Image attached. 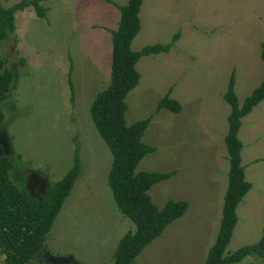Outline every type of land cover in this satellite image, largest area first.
Masks as SVG:
<instances>
[{
    "label": "rangeland",
    "instance_id": "374dc122",
    "mask_svg": "<svg viewBox=\"0 0 264 264\" xmlns=\"http://www.w3.org/2000/svg\"><path fill=\"white\" fill-rule=\"evenodd\" d=\"M102 1L39 0L45 16H37L32 5L15 10L13 29L0 40V58L12 74L0 101V154L11 159L9 178L24 191L44 193L71 164L78 144L79 172L45 246L28 264H112L119 236L133 229L106 181L111 154L88 110L94 93L108 81L106 27L115 28L119 17L115 5L106 15ZM138 17L131 49L178 35L168 50L138 57L137 83L124 97L126 123L151 114L141 139L155 148L136 169L174 168L148 193L159 207L168 198L185 199L187 206L142 247L133 264H202L218 228L227 180L229 106L222 92L232 70L238 101L263 76L264 0H142ZM168 88L180 109L154 110ZM240 119V157L250 187L236 204L224 253L257 240L264 227V97ZM0 264H5L1 254ZM228 264H264V259L245 255Z\"/></svg>",
    "mask_w": 264,
    "mask_h": 264
},
{
    "label": "trees",
    "instance_id": "16d2710c",
    "mask_svg": "<svg viewBox=\"0 0 264 264\" xmlns=\"http://www.w3.org/2000/svg\"><path fill=\"white\" fill-rule=\"evenodd\" d=\"M107 1L113 3L119 11L116 27L107 29L111 38L108 81L94 93L88 110L95 129L111 154L106 181L116 207L133 223V229H127L119 236L111 254L112 264H133L142 247L158 236L171 220L180 216L187 206V201L182 198H168L160 207L151 199L148 188L171 176L175 169H136L139 159L155 148L141 139L151 114L130 123H126L124 119L127 107L124 97L139 77L135 67L136 60L141 55L168 50L178 33L175 31L168 41L146 43L138 49H131L130 41L139 28L138 11L142 0H126L124 3ZM38 2L39 0H17L8 5L0 3V40L6 32L13 29L15 10L32 5L37 16H45L46 7ZM260 56L264 60V46ZM232 71L222 92V97L229 106L224 134L228 161L227 180L222 194L218 228L206 249L202 264H228L245 255L264 259V227L257 240L224 253L237 219L236 204L250 187V182L244 177V165L240 157L242 144L237 135L240 118L264 97L263 73L258 84L238 101L233 88ZM11 80L12 74L0 58V101L6 96ZM67 83L69 98L72 100L74 91L69 76ZM169 92L170 88L158 99L154 110L165 107L177 112L180 109V103ZM2 120L3 113L0 109V122ZM11 164L8 154H0V254L5 264H28L34 253L45 246L53 219L79 172L78 144L72 149L71 164L57 179L46 185L44 193L33 194L20 189L9 178L8 169Z\"/></svg>",
    "mask_w": 264,
    "mask_h": 264
},
{
    "label": "crops",
    "instance_id": "0c3cea01",
    "mask_svg": "<svg viewBox=\"0 0 264 264\" xmlns=\"http://www.w3.org/2000/svg\"><path fill=\"white\" fill-rule=\"evenodd\" d=\"M113 1H115V2H117V3H123V2H119V0H113ZM126 1V0H125ZM124 1V2H125ZM102 2H104L105 4H106V11H107V14L106 15H109V13H111V12H113V10H115V8L112 6V5H114V4H112L110 1L108 2L107 0H104V1H102ZM108 28H111V27H106V29H108ZM173 199H178V198H173ZM75 257L76 258H78L81 262H83L80 258H79V256H77V255H75ZM82 257L84 258V259H86L85 261H88L90 258L87 256V255H82ZM79 261V262H80ZM74 263H76V262H74ZM81 264H90V263H88V262H83V263H81Z\"/></svg>",
    "mask_w": 264,
    "mask_h": 264
}]
</instances>
